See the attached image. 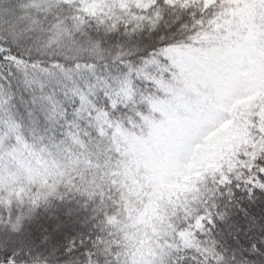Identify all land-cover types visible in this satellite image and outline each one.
<instances>
[{"label":"snow or ice","instance_id":"1","mask_svg":"<svg viewBox=\"0 0 264 264\" xmlns=\"http://www.w3.org/2000/svg\"><path fill=\"white\" fill-rule=\"evenodd\" d=\"M0 264H264V0L0 6Z\"/></svg>","mask_w":264,"mask_h":264},{"label":"trees","instance_id":"2","mask_svg":"<svg viewBox=\"0 0 264 264\" xmlns=\"http://www.w3.org/2000/svg\"><path fill=\"white\" fill-rule=\"evenodd\" d=\"M16 0H0V6H11Z\"/></svg>","mask_w":264,"mask_h":264}]
</instances>
